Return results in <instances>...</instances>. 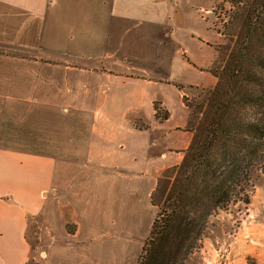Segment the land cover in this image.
<instances>
[{"label": "crops", "instance_id": "1", "mask_svg": "<svg viewBox=\"0 0 264 264\" xmlns=\"http://www.w3.org/2000/svg\"><path fill=\"white\" fill-rule=\"evenodd\" d=\"M95 1L81 0L72 23V0H0V264H136L138 246L126 229L113 232L101 194L114 208L124 189L147 182L151 196L192 140L184 97L217 83L220 40L179 28V0ZM120 33L134 34L128 45ZM140 36L151 48L140 49ZM59 108L91 115L72 127L82 157L51 153ZM29 218H41L48 250L29 243Z\"/></svg>", "mask_w": 264, "mask_h": 264}, {"label": "trees", "instance_id": "2", "mask_svg": "<svg viewBox=\"0 0 264 264\" xmlns=\"http://www.w3.org/2000/svg\"><path fill=\"white\" fill-rule=\"evenodd\" d=\"M233 5L227 43L217 48L211 69L215 87L200 91L193 104L184 98L193 137L183 159L158 178L151 193L158 212L137 264H187L211 218L249 206L264 175V0Z\"/></svg>", "mask_w": 264, "mask_h": 264}, {"label": "rangeland", "instance_id": "3", "mask_svg": "<svg viewBox=\"0 0 264 264\" xmlns=\"http://www.w3.org/2000/svg\"><path fill=\"white\" fill-rule=\"evenodd\" d=\"M80 1L72 0V8L70 9L72 23L76 18L77 21L79 20ZM235 1L238 0H179V28L183 30L196 29L199 31L206 29L212 30L220 40L219 45L216 46L217 50L218 47L227 43L224 35L225 26L232 16L234 10L233 2ZM96 6L97 4H94L86 11L89 12L92 8L95 9ZM91 21L96 23V18ZM136 23L139 22L137 21ZM147 26L148 23L142 21L139 23L138 28L142 30ZM73 35L78 37L79 31ZM132 35L134 34L123 36L120 33L119 40L123 39V43L128 45ZM92 36L87 39L94 42V37ZM140 38L142 41L138 46L141 47V50L143 48L147 49V46L151 48V44L153 43L150 40L142 38L141 36ZM92 47L88 50L89 52H95V47ZM148 51L153 50L149 49ZM84 78H87L86 80L89 79L86 75L82 77V80ZM202 90L206 89L189 90L188 96L184 98L193 104L197 102L199 93ZM62 109H57V115L55 117L56 125L62 128L60 129L61 138H57L56 142L53 143L51 153L67 158L82 157L84 154V144L80 142L82 134L79 130H73L72 127L75 124L77 126H80V124L84 126L86 122L90 125L91 115L88 114L85 117L75 114L73 110L69 114H66ZM163 113L161 112L160 114ZM44 147L46 149V146ZM157 180L155 179L153 181V189L155 188ZM106 185L109 186L110 183ZM147 188L148 184L146 182L143 184L136 183L134 188L131 189H124L117 195L116 201L118 202H116L114 208L111 207L112 201L107 203L106 198L109 194L107 192L101 194L102 196H107L103 202L106 206L108 204L109 212H114L113 216L115 218L112 215L110 216L111 221L115 220V225L111 226L113 227V232H116L117 228L126 229L132 236L131 243L135 242L138 246L136 264L142 254L145 243L150 238L151 228L158 212L157 208L151 204V196L148 195ZM251 197V204L249 206L236 205L218 212L211 218L206 238L203 239L200 249L190 257L187 264H264V175L260 176ZM127 201L130 203V209L126 208V212L130 210L131 214L130 218L126 222H123L121 220L123 215L121 214L125 212V208H123L122 204L125 203L124 205H128ZM28 222V241L33 248L40 247L39 249H41L43 244L45 245V242L40 241L38 235V231L41 232L43 229L41 218L36 220L29 218ZM106 222H108V219H105ZM104 227L111 228L108 225L106 226V224ZM66 230L72 233L75 231V226L67 224ZM45 246L44 248L46 250L50 247L48 244ZM29 264L36 263L31 260ZM46 264H60V262L58 260H52V262H46Z\"/></svg>", "mask_w": 264, "mask_h": 264}]
</instances>
